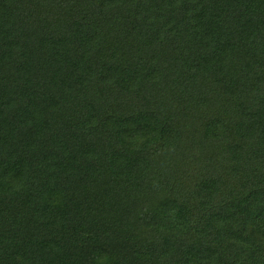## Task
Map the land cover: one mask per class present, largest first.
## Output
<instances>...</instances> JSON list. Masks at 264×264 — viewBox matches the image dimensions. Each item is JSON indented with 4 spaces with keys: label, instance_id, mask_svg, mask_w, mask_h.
<instances>
[{
    "label": "trees",
    "instance_id": "trees-1",
    "mask_svg": "<svg viewBox=\"0 0 264 264\" xmlns=\"http://www.w3.org/2000/svg\"><path fill=\"white\" fill-rule=\"evenodd\" d=\"M0 264H264V0H0Z\"/></svg>",
    "mask_w": 264,
    "mask_h": 264
}]
</instances>
